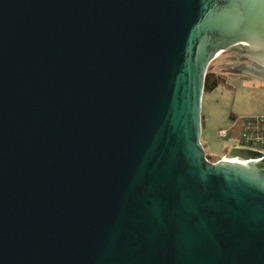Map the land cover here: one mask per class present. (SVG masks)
I'll return each instance as SVG.
<instances>
[{"label":"water","instance_id":"1","mask_svg":"<svg viewBox=\"0 0 264 264\" xmlns=\"http://www.w3.org/2000/svg\"><path fill=\"white\" fill-rule=\"evenodd\" d=\"M226 50L264 83V0H0V264H264V153L200 141Z\"/></svg>","mask_w":264,"mask_h":264},{"label":"rangeland","instance_id":"2","mask_svg":"<svg viewBox=\"0 0 264 264\" xmlns=\"http://www.w3.org/2000/svg\"><path fill=\"white\" fill-rule=\"evenodd\" d=\"M228 52L219 53L208 65L206 72L220 75L226 79L227 86H218L210 95L209 110L211 122L208 128L209 144L217 156L226 154L238 142L237 138H218V129H226L230 125V115L253 116L264 115V83L256 79L242 80L224 70ZM204 100V105L206 104Z\"/></svg>","mask_w":264,"mask_h":264},{"label":"built area","instance_id":"3","mask_svg":"<svg viewBox=\"0 0 264 264\" xmlns=\"http://www.w3.org/2000/svg\"><path fill=\"white\" fill-rule=\"evenodd\" d=\"M239 119L242 128L235 146L264 153V115L240 116ZM232 125L231 123L229 126ZM217 137L221 139L226 138L227 128L218 129Z\"/></svg>","mask_w":264,"mask_h":264},{"label":"trees","instance_id":"4","mask_svg":"<svg viewBox=\"0 0 264 264\" xmlns=\"http://www.w3.org/2000/svg\"><path fill=\"white\" fill-rule=\"evenodd\" d=\"M218 86H227L226 79L222 78L220 75L217 76L216 74L209 73L207 71L204 80L203 93L211 92ZM239 117L235 116L234 114L230 115V124L232 123L233 125L227 128V137H233L238 139L242 128L240 125ZM206 157L211 162H215L221 158V156L208 154L206 155Z\"/></svg>","mask_w":264,"mask_h":264},{"label":"crops","instance_id":"5","mask_svg":"<svg viewBox=\"0 0 264 264\" xmlns=\"http://www.w3.org/2000/svg\"><path fill=\"white\" fill-rule=\"evenodd\" d=\"M213 91L211 92H205L202 94V100H201V137L200 141L201 144L205 150L206 155H215V153L212 152V148L209 144V139H208V128L209 124L211 122V111L209 110V102L211 101L210 95L212 94ZM206 99V104L204 105V100ZM235 146V145H233ZM232 146V147H233ZM224 156V154L221 155V157Z\"/></svg>","mask_w":264,"mask_h":264},{"label":"flooded vegetation","instance_id":"6","mask_svg":"<svg viewBox=\"0 0 264 264\" xmlns=\"http://www.w3.org/2000/svg\"><path fill=\"white\" fill-rule=\"evenodd\" d=\"M226 52H228V51L226 50ZM232 57H233V54L228 52V55L226 56L227 63L224 64V70L226 69V70L232 72L236 76V78H239L242 80L255 79L253 77L243 75L239 72V70L243 64L250 63L249 60L236 61V60H233Z\"/></svg>","mask_w":264,"mask_h":264}]
</instances>
